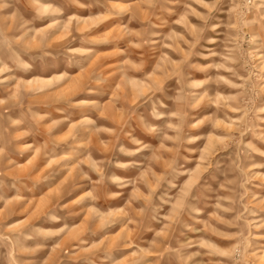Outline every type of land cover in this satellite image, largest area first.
Returning a JSON list of instances; mask_svg holds the SVG:
<instances>
[{
  "label": "rangeland",
  "instance_id": "1",
  "mask_svg": "<svg viewBox=\"0 0 264 264\" xmlns=\"http://www.w3.org/2000/svg\"><path fill=\"white\" fill-rule=\"evenodd\" d=\"M0 264H264V0H0Z\"/></svg>",
  "mask_w": 264,
  "mask_h": 264
}]
</instances>
